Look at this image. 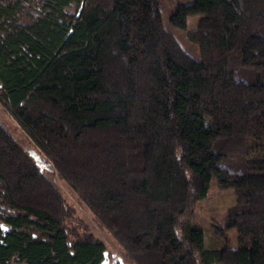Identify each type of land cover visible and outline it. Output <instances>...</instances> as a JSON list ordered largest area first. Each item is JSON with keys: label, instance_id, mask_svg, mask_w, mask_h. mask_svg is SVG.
<instances>
[{"label": "trees", "instance_id": "1", "mask_svg": "<svg viewBox=\"0 0 264 264\" xmlns=\"http://www.w3.org/2000/svg\"><path fill=\"white\" fill-rule=\"evenodd\" d=\"M186 14L198 59L161 0H0V103L130 261L264 264V0ZM50 176L0 121V264H112ZM213 179L235 248L187 218Z\"/></svg>", "mask_w": 264, "mask_h": 264}, {"label": "rangeland", "instance_id": "2", "mask_svg": "<svg viewBox=\"0 0 264 264\" xmlns=\"http://www.w3.org/2000/svg\"><path fill=\"white\" fill-rule=\"evenodd\" d=\"M192 0H161V10L163 21L167 29L171 30L176 36L182 48L196 59L198 49L194 42L188 37V32L194 30L199 21L197 14L187 15L185 24L182 28L174 24V17L180 14V9L185 8ZM0 121L17 140V142L34 158L37 165L42 168L44 173L51 175L64 196L73 203L78 211V215L93 230L94 234L104 241L112 264H135L126 258L122 248L114 237L98 222V220L85 208V206L76 198L74 193L58 178L57 172L50 163L44 158L43 154L28 134L20 127L16 120L11 116L8 110L0 103ZM234 192L225 187L216 179L211 181L209 195L206 199L196 204L193 213L187 215L194 228L203 232L204 246L207 248H220L225 241H228L232 248L237 247L238 239L234 228L224 229L225 217L230 207L234 205ZM186 218V219H187ZM186 221V222H189ZM226 232V239L218 236V233Z\"/></svg>", "mask_w": 264, "mask_h": 264}, {"label": "water", "instance_id": "3", "mask_svg": "<svg viewBox=\"0 0 264 264\" xmlns=\"http://www.w3.org/2000/svg\"><path fill=\"white\" fill-rule=\"evenodd\" d=\"M4 229H6L5 227H3ZM106 258H107V260H106V263L105 264H108V256L106 255Z\"/></svg>", "mask_w": 264, "mask_h": 264}]
</instances>
